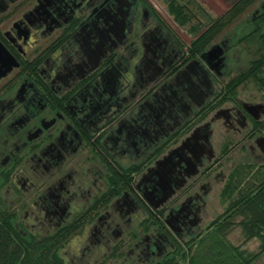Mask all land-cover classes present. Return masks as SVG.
Returning <instances> with one entry per match:
<instances>
[{
    "label": "flooded vegetation",
    "instance_id": "flooded-vegetation-1",
    "mask_svg": "<svg viewBox=\"0 0 264 264\" xmlns=\"http://www.w3.org/2000/svg\"><path fill=\"white\" fill-rule=\"evenodd\" d=\"M224 35L195 52L147 0H0V209L14 229L48 237L88 226V244L113 240L112 257L143 264L198 234L213 165L236 148L246 155L231 170L264 164L262 96L221 101L228 54L241 46ZM216 44L220 68L202 56ZM189 137L174 192L152 207L146 196L167 188L151 167ZM229 173L213 176L225 184Z\"/></svg>",
    "mask_w": 264,
    "mask_h": 264
},
{
    "label": "trees",
    "instance_id": "trees-1",
    "mask_svg": "<svg viewBox=\"0 0 264 264\" xmlns=\"http://www.w3.org/2000/svg\"><path fill=\"white\" fill-rule=\"evenodd\" d=\"M256 1L232 0L228 9L211 19L188 46L199 53L230 28L234 45H243L251 53L246 66L221 87V101L234 99L238 88L249 80L256 83L264 99V11L238 23ZM167 6L180 25L194 17L186 4L168 0ZM199 30L200 26L190 27L192 33ZM220 198L225 209L202 232L182 240L176 250L154 264H256V258L264 253V164H237L230 171ZM236 226L241 228L244 241L254 237L260 240L258 252L248 253L242 245L229 240L228 234ZM72 233L74 230L48 237L24 236L0 209V264H65L60 250Z\"/></svg>",
    "mask_w": 264,
    "mask_h": 264
},
{
    "label": "rangeland",
    "instance_id": "rangeland-1",
    "mask_svg": "<svg viewBox=\"0 0 264 264\" xmlns=\"http://www.w3.org/2000/svg\"><path fill=\"white\" fill-rule=\"evenodd\" d=\"M150 2L152 7L155 9L157 14L163 19V21L173 30V32L178 35L183 44L188 46L189 38L193 35L199 33L205 28L208 22L222 14L228 7L232 0H176L179 3L186 4L188 10L190 9L194 13V17L185 25L178 24L173 15L169 13L167 2L168 0H147ZM188 1V2H187ZM264 2V0H257L247 11L238 19V23H241L246 18L250 17L258 10L259 6ZM196 5L201 6V9L197 8ZM199 22V23H198ZM200 26V30L196 33L190 31V27ZM230 28L224 32L228 37V32ZM229 62L227 68L230 70L229 74L234 75L238 71L242 70L246 66V61L250 59L251 53L244 48L243 45L237 47L232 52L228 54ZM218 87V84H217ZM237 96L244 100H261L262 92L258 89L256 83L252 80L247 81L238 88ZM224 132L220 129H216L213 136V146L216 152V156L220 155L222 148ZM245 151H239L238 148L227 153L226 156L221 157L217 164L213 165L211 169V178L210 182L213 185V190L207 195L206 205L203 210L199 213L200 222L198 223V229H201L200 232L206 227V225L211 221L215 216L221 213L226 204L221 201L220 192L224 185V182H219V176H213L218 172L223 171V173H229L231 168L235 165L234 163L241 162L244 160ZM141 217L137 215L133 218V230L137 231V223ZM89 234V227H84L78 232H75L68 240L63 244V247L60 250L62 257L65 260L66 264H143L138 261H135V258L124 259L123 257H112L110 255V248L113 244V240L108 245H98L97 243H90L86 241ZM228 238L234 244L242 245V248L245 249L248 253H256L259 251L260 240L257 237L251 238L248 241L245 240V236L238 226L234 227L231 232L228 234ZM126 235H123L120 240L119 249L124 246L126 249L127 246L124 244ZM90 246V249L86 246ZM144 258V257H143ZM157 258V256H156ZM256 264L264 263V253H262L255 260Z\"/></svg>",
    "mask_w": 264,
    "mask_h": 264
},
{
    "label": "water",
    "instance_id": "water-1",
    "mask_svg": "<svg viewBox=\"0 0 264 264\" xmlns=\"http://www.w3.org/2000/svg\"><path fill=\"white\" fill-rule=\"evenodd\" d=\"M223 53H224L223 46L216 44L211 46L207 50L203 51L202 56L204 58L207 57L208 59H212V58L215 59L216 67L220 68L222 66V62L224 59ZM196 133L197 131H194L193 136ZM191 137L186 138L184 141H182V143L179 146H176L173 149H171L168 152V154L164 156L163 159L159 160L158 162H156L154 166L151 167V173L154 175H158L160 177V182L159 181L157 182V186L160 187L161 184L162 185L161 187L163 189L167 188V191L164 190L165 193L163 192V195H161L160 197L156 192L154 194L153 191L150 192V196H146L147 200L149 201L152 207L154 208L158 207L160 204L165 202L167 198L174 192L171 182V174L173 175L174 166H175L174 159L176 156L179 155V152H182V150L186 147ZM197 160H198L197 158H194L193 160L190 159L189 164H186V166L188 165L191 168L192 174H195L198 171ZM184 181H185L184 179L179 180L175 184V187L181 186L184 183Z\"/></svg>",
    "mask_w": 264,
    "mask_h": 264
}]
</instances>
